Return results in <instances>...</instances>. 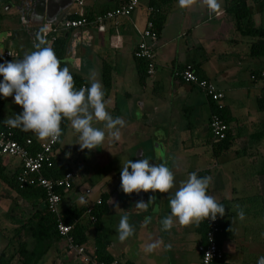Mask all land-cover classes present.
I'll use <instances>...</instances> for the list:
<instances>
[{"label":"crops","instance_id":"obj_1","mask_svg":"<svg viewBox=\"0 0 264 264\" xmlns=\"http://www.w3.org/2000/svg\"><path fill=\"white\" fill-rule=\"evenodd\" d=\"M154 1L161 8L162 27L158 36L150 41L155 72L147 75L143 83L139 81V63L133 52L140 40L139 31L145 26L148 17L146 7L151 0H140L129 17L105 22L103 31L98 30L96 24H91L60 32L65 37L62 67L67 66L70 73L83 82L82 85L90 86L91 80L102 84V64L104 61L109 64L111 83L108 91L103 90L106 110L113 118H122L125 127L121 129L119 141H109L113 149L103 151L102 145L93 149L97 155L103 154L106 159L110 157V167L103 169L108 170L95 182L96 190L90 198V186L83 194H78L76 190L75 180L84 177V171L73 170L67 157V153L75 148L71 142L78 141L68 120L55 156L59 170L72 171L74 177L72 188L61 197L59 209L62 211L70 204L83 205L87 209L103 196L108 211L100 218V231L103 234V230H108L103 236L113 258L131 264H199L197 246L203 240L204 226L200 223L189 226L176 224L165 232L161 231L160 221L170 212L168 195L177 190L189 173L208 170V177L211 178L208 194L224 204L225 215L218 216L229 229L226 236L221 235L223 262L256 264L257 258L264 255V173H260L264 166V58L248 54L252 39L234 29L231 19L224 12V0H216L218 6L215 8L209 7L204 0H192L183 8L178 0ZM120 2L84 0L83 6L79 8L73 4L68 11L81 10L93 18ZM5 3L0 25L6 35L0 40V55L7 50L14 52L16 55L6 59L11 62L34 50L35 34L42 28L46 29L48 23L44 16L32 17L31 11L16 17V9L5 7ZM22 16H29V19L21 23ZM253 17L256 25H264V15L255 12ZM47 42L50 46L51 42ZM186 65H194L200 77L211 81L224 93L222 110L234 136L233 145L227 149L217 147L209 131L213 103L195 86L176 75L177 69ZM21 111V106L13 103L12 97L0 99V121L12 118ZM93 124H100L101 127H93L107 133L104 122L94 120ZM4 126L0 123V127ZM150 135L153 158L149 161L157 165L166 164L170 168L174 174V187L169 194L151 191L124 194L120 190V170L127 162L128 146ZM64 138L72 140L65 147ZM137 149L135 158L145 159L144 149ZM120 154L122 156L118 158ZM0 165L7 176L20 171V161L16 157L0 155ZM14 193L10 185L0 179V254L4 252L6 258L15 255L14 250L19 243L15 234L25 218L44 204L29 192L25 198L14 196ZM153 195L156 199L146 211L136 208V202L143 200L147 203L149 196ZM65 196L69 203L62 205ZM15 203L14 216L11 217L10 210ZM239 210L245 213L243 220L237 216ZM121 216L128 217L134 230L124 242H120L116 235ZM146 216L151 217V222L145 226L143 220ZM87 235L91 242L92 228ZM156 240L163 243L153 253L146 254L144 246ZM20 241L27 249L36 246L34 237L29 233H21ZM7 243L10 250L5 249ZM164 244H171V249L165 250ZM89 253L93 255V252ZM16 261L14 256L13 264ZM33 264L84 263L80 256L68 250L61 238Z\"/></svg>","mask_w":264,"mask_h":264},{"label":"clouds","instance_id":"obj_2","mask_svg":"<svg viewBox=\"0 0 264 264\" xmlns=\"http://www.w3.org/2000/svg\"><path fill=\"white\" fill-rule=\"evenodd\" d=\"M180 7L188 6L192 0H178ZM211 8L218 5L216 0H204ZM42 28L35 34L33 51L22 59L0 63V99L13 98V103L22 111L12 118L0 121L9 127L31 131L38 139L59 140L61 121L70 120L72 129L78 134L81 151L97 149L107 135L112 141H119L125 121L106 110L105 93L99 81L91 80L90 86L76 89L73 76L67 66L61 67L53 49L48 46ZM104 122L107 133L92 126L93 121ZM120 190L124 194L140 192L170 193L174 187V174L166 164H153L148 159L127 161L120 170ZM211 178L199 177L196 172L188 174L177 190L168 195L170 212L162 218L161 231H170L176 224L189 226L205 220H216L225 215L224 204L208 194ZM155 196L148 202L135 203L137 209L146 211ZM240 220L245 218L243 210L237 212ZM151 222L146 216L143 224ZM133 228L127 216H121L116 228L117 239L126 241L133 235ZM264 236V233H262ZM163 242L156 240L144 246L146 254L153 253ZM165 250L171 244L163 245ZM256 264H264V255L257 258Z\"/></svg>","mask_w":264,"mask_h":264},{"label":"trees","instance_id":"obj_3","mask_svg":"<svg viewBox=\"0 0 264 264\" xmlns=\"http://www.w3.org/2000/svg\"><path fill=\"white\" fill-rule=\"evenodd\" d=\"M5 1L7 2V0H0V22L3 18L2 6L4 5ZM123 1L124 0H121L120 3H122ZM224 1H225L224 12L231 19L234 29L237 30L241 35L252 39V41L249 43L248 46V54L252 57L259 56L264 58V25L262 24L256 25L253 17L255 12L264 15V0H224ZM149 4L158 8V11H156L153 15V26L157 37L162 27V19L159 15L161 12V8L158 4H155L154 0H151ZM64 44H65V37L63 34L59 33L55 37V39L51 42L50 45V47L53 49L56 57L60 62H61ZM135 59L139 63V68H138L139 81L140 83H143L145 81V77L147 76L146 73L147 62L144 59L138 57H135ZM62 66L63 64L61 63V67ZM190 66L191 69L198 75V73L196 72V67L194 65H190ZM184 67L179 68L177 70H182ZM262 72L264 73V71ZM72 76L74 80V87L76 89H80L83 82L77 76L73 74ZM178 77L180 78V76ZM110 83H111V68L109 64L104 61L102 64V84H103V90L105 92L108 91L110 87ZM260 102H262V100ZM213 106H214L213 110H215L216 106L214 104ZM220 115L223 118V120H225L229 125L228 123L229 121L224 115L223 110L220 112ZM67 123H68L67 119L61 121V125H60L61 136L59 140L56 142L53 148V153L51 154L52 166L50 167L45 166L41 171L42 174L47 178L53 179L55 177L64 175V173L66 172V171L63 172V170L60 171L59 168L57 167L55 151L59 145L61 138L65 134ZM10 128L11 131L13 132L14 138L19 141H23L26 138H31L33 142L34 150L38 148L39 144L42 141L45 140V139L42 141L38 140L37 137H35L31 131H23L15 127H10ZM0 129H2V127H0ZM262 135L264 136V133H262ZM213 140L214 143L217 145V147H220V149H227L229 146L233 145L234 136L230 132V127L224 139L222 140L213 139ZM261 168L262 169L260 170V173H264V166ZM19 172L7 176L3 172V168L0 165V179L10 185V188L15 192L13 194L14 196L17 195L20 198H25L26 193L29 192L31 193V196L33 198L38 199V201L40 200L44 202L43 207H41V209H36L32 213V215L25 218L21 227L17 230L15 234V236H17V241L19 242L18 246L14 250V254H15L14 256L17 257L16 264H33L44 252H46V250H48L51 244L56 243L59 239L62 238V236L57 230L58 217L54 213H51L47 208L45 190L42 187H40L38 184H28V183L21 184L17 179V175L19 174ZM197 175L199 177L209 176V171L201 170L197 172ZM73 177H74V173H73ZM58 192L61 195V197L63 193H65L62 191V189H59ZM16 204L17 203L13 204L12 206L13 208H11L10 210L11 217L14 216L13 212L15 210ZM86 210H87L86 207H84L83 205L76 206L74 204H70L68 207L60 211L59 214L60 220L65 224H69L72 226L70 230V235L72 236L73 242L75 244L83 246L86 251H88L87 244L89 243L92 244L93 258L97 261L109 262L114 258L108 252L107 241L100 231V227H101L100 218L103 214H105L108 211L106 198L102 196L100 198V203L95 202V204L90 207V213L96 218L95 222H91L89 220L88 215L85 214ZM201 224L204 226V230H205L204 221L201 222L199 225ZM220 226L222 231L217 235V239H216L219 246H221L222 236H226L229 233V229L227 228L226 222H224L221 219H220ZM91 228L93 230V236L91 237V242H89L90 238L87 235V231ZM23 232L29 233L34 237L36 241V246L33 249H27L25 243L20 241V236L21 233ZM5 249L10 250L9 243L6 244ZM13 257L6 258L5 253L2 252L0 254V264H13L12 262ZM120 264H131V263L126 261V262H120ZM215 264H225V263L223 261H220V262H216Z\"/></svg>","mask_w":264,"mask_h":264},{"label":"built area","instance_id":"obj_4","mask_svg":"<svg viewBox=\"0 0 264 264\" xmlns=\"http://www.w3.org/2000/svg\"><path fill=\"white\" fill-rule=\"evenodd\" d=\"M73 4L80 8L83 6L84 0H73L72 5ZM139 4L140 0H124L118 6L94 15L93 18L87 16L81 10H67L59 22L53 25L51 23L47 24L43 35L46 40L52 42L61 31L91 24H96L98 30L103 31L105 29V22L114 21L121 17H129ZM146 10L148 17L144 28L139 31L140 40L133 53L135 57L144 59L147 62L146 73L148 76H151L154 74L156 66L154 51L150 41L156 37L153 26V15L158 11V8L148 5ZM14 55L16 54L12 51H5L0 55V63L5 62L8 57ZM176 75L180 76L182 81L195 86L205 98L213 102L216 108L210 114L208 122L209 131L213 139H224L229 130V125L220 115L221 110L224 108V93L211 81L199 77L191 69L190 65H186L182 70H177ZM81 87L86 86L81 85ZM57 141L45 139L39 144L38 148L34 150L31 138L19 141L14 138L11 128L5 125L0 129V155L16 157L19 159L20 172L17 175V179L21 184H38L45 190L47 208L51 213H54L58 217L57 230L62 236L68 250H71L80 256L84 264H120V261L116 258L109 262H104L95 260L93 256L92 258L87 256L84 247L73 242V238L70 235L72 226L65 224L60 220L59 204L61 195L58 191L59 189H62L63 192H68L70 190L72 187L73 173L68 171L62 176L50 179L45 177L41 172L45 166H52L51 154L53 153V148ZM86 192L88 193L89 190H86ZM96 203H100V198ZM86 214L91 222L96 221L95 216L90 213V207L87 208ZM204 223L206 228L203 241L197 246L200 255L199 264H215L216 262L223 261L224 249L218 245L216 240L217 235L222 231L220 218L217 216L216 220H205Z\"/></svg>","mask_w":264,"mask_h":264},{"label":"rangeland","instance_id":"obj_5","mask_svg":"<svg viewBox=\"0 0 264 264\" xmlns=\"http://www.w3.org/2000/svg\"><path fill=\"white\" fill-rule=\"evenodd\" d=\"M10 1H12V0H9L8 2L5 3V7H8L9 4H11ZM15 1H16L17 5L18 4L21 5V6H25L26 5L24 0H15ZM36 5L37 4H34L35 7H36ZM24 11H27V10H24ZM24 11L22 12L23 16L25 15ZM30 11H31L30 15L32 14L31 16L35 17V15L33 14L34 13L33 12V7H31ZM23 16L20 19L21 23H24L26 18L29 19V16L28 17H23ZM31 23H32V21H31ZM4 34H5V32L2 30V25H0V40H1V38H2V36ZM92 126L101 127L100 124H97V125L93 124ZM151 136L152 135H150L149 138L143 136L142 138H140V142H138V143L137 142H133V144H130V146H128L129 150L127 152V156H126L125 159H127V161L133 160L135 162L137 160L135 158L136 150H138L137 147L144 149L145 159L150 160L151 158H153V156H152L153 152H152V144H151L152 138H151ZM74 137H75V139H78V134L76 133V135H74ZM110 140L111 139L107 137V139L104 140V142L101 144L102 147H103V151H106V149H113V148H111L112 146L110 147V145H112L109 142ZM71 141H69V139L66 140V138H64V140H63L64 147L67 145V143H70ZM78 142L79 141H77V140H74L73 142H71L72 146H74L75 148L73 149L72 152H68L67 153V157H68V159L71 160V163H72L71 166H72L73 170H75V171H78V170L84 171V177L80 176L79 178H77L75 180L77 193L78 194H83L84 191H85V188L90 186L92 188V193H91V195H89L90 198H91L94 195V192L96 190L95 182L97 180H99L100 178H102L104 172L108 170V169H105V170H103V169L105 167H110V160H108L110 157L108 159H106L105 157H103V154L100 156V155H97L96 153H93L94 150L89 151V150L85 149V150L81 151L79 149V145L75 144V143H78ZM137 144H138V146H137ZM121 156H122V154H120L118 156V158H121ZM201 161H204V163L206 162L203 159H201ZM201 161H200V163H201ZM68 203H69V200L65 196L64 203H62V205H67ZM259 203L261 204L262 201H260ZM107 232H108V230H106V229L103 230V234L104 235H106ZM89 235H91V232H89ZM87 249H88L89 252H93V247H92V245L90 243L87 245Z\"/></svg>","mask_w":264,"mask_h":264},{"label":"water","instance_id":"obj_6","mask_svg":"<svg viewBox=\"0 0 264 264\" xmlns=\"http://www.w3.org/2000/svg\"><path fill=\"white\" fill-rule=\"evenodd\" d=\"M26 5H17L15 0L11 1L9 6H13L16 11L19 10H31L33 7V14L35 16L42 17L47 23H54L63 18L69 7L72 5L73 0H24ZM34 4H37L36 7ZM50 43V42H49ZM87 256L92 258L89 252H85Z\"/></svg>","mask_w":264,"mask_h":264},{"label":"flooded vegetation","instance_id":"obj_7","mask_svg":"<svg viewBox=\"0 0 264 264\" xmlns=\"http://www.w3.org/2000/svg\"><path fill=\"white\" fill-rule=\"evenodd\" d=\"M27 10V9H26ZM24 10L22 9V10H19V11H16V13L14 14V15H16V17H19V15H22V12H23ZM25 12V14H28L29 13V10H27V11H24Z\"/></svg>","mask_w":264,"mask_h":264}]
</instances>
